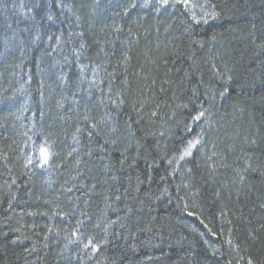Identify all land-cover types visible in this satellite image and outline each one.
Returning <instances> with one entry per match:
<instances>
[{
    "label": "trees",
    "instance_id": "1",
    "mask_svg": "<svg viewBox=\"0 0 264 264\" xmlns=\"http://www.w3.org/2000/svg\"><path fill=\"white\" fill-rule=\"evenodd\" d=\"M106 1L0 0V264H264V0Z\"/></svg>",
    "mask_w": 264,
    "mask_h": 264
},
{
    "label": "bare ground",
    "instance_id": "2",
    "mask_svg": "<svg viewBox=\"0 0 264 264\" xmlns=\"http://www.w3.org/2000/svg\"><path fill=\"white\" fill-rule=\"evenodd\" d=\"M18 1H21V0H18ZM126 1H128L127 6L130 5L131 7L121 6L120 4H115L113 1H106L105 3H103L104 9H95L96 11L95 15H98L99 17H103V18H111V17L113 18L114 17L113 13L118 12V8L124 14L125 12H129V10L130 11L136 10V8L140 6H141V9H148L152 5L161 4V0H126ZM196 1L198 0H173L170 3V7H173L174 10L182 11L183 14H186L188 16L190 21H193L192 19L193 17H195V15L193 13L191 14L187 12L186 8L191 6V4H195ZM210 21L212 20L204 19V20H201L199 23L202 26H207L210 23ZM42 45L44 47L45 43ZM201 119L202 121H205L204 123H206L205 124L206 131L208 129H211V127L213 128L215 126V123L212 120V117L206 115V117L201 118ZM196 133L197 134L191 135L188 141L184 143V145L182 146L183 150H186L190 153H194L195 151H198L196 152L198 154V153L203 152L206 149V146L209 145L208 133L207 132L203 133V131L201 130H198Z\"/></svg>",
    "mask_w": 264,
    "mask_h": 264
},
{
    "label": "rangeland",
    "instance_id": "3",
    "mask_svg": "<svg viewBox=\"0 0 264 264\" xmlns=\"http://www.w3.org/2000/svg\"><path fill=\"white\" fill-rule=\"evenodd\" d=\"M116 3H119L117 0L115 1Z\"/></svg>",
    "mask_w": 264,
    "mask_h": 264
}]
</instances>
